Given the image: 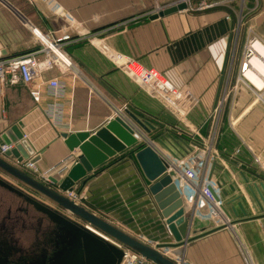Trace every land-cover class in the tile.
Returning a JSON list of instances; mask_svg holds the SVG:
<instances>
[{"label":"crops","instance_id":"crops-1","mask_svg":"<svg viewBox=\"0 0 264 264\" xmlns=\"http://www.w3.org/2000/svg\"><path fill=\"white\" fill-rule=\"evenodd\" d=\"M173 1L0 0L2 59L38 50L45 36L59 34L66 21L51 11L50 3L64 10L68 20L80 27V34L73 28L70 33L75 37L82 35L64 46V53L73 65L70 72L45 70L34 80L33 86L42 93L40 102L34 101L30 87L24 83L6 85L0 91V137L19 124L37 151L46 149L38 164L41 169H48L70 154L74 155V161L80 155L78 149L72 152L68 148L62 134L95 135L118 116L154 140L167 130L185 129L129 71L125 66L128 60L153 69L174 86H187L198 99V105L188 116V124L207 135L218 100L236 81L239 64L232 69L233 52L236 49V61H240L249 38L248 31L244 35L238 33L244 5L249 8L250 25L264 40V0H209L223 4L151 18ZM89 34L98 39L90 41L86 38ZM55 77L66 85L61 99L48 93V81ZM52 103L62 104L64 108L62 121L56 126L46 116V109ZM225 106L218 147L227 159L233 158L235 149L241 148L232 160L241 184L237 180L225 181L223 196L234 221H241L188 243L182 253L178 254V249L162 250L165 256L182 264H264V217L245 220L264 214V174L255 165L251 153L241 147L244 140L256 151H264L260 127L248 130L247 126L249 118H264V103L240 86L235 94L229 92ZM130 113L148 125L150 131L142 130ZM229 118L236 123L241 120L237 133ZM140 150V142L133 143L76 182L73 189L83 193V206L87 210L139 241L152 247L174 243L150 191L155 182L147 178L136 157ZM7 159L14 161L13 157ZM71 167L69 164L61 175L55 174L59 181L68 176ZM4 189L0 185V229L4 227L1 215ZM12 215L9 210L4 216L11 219ZM203 229L209 230L206 221L195 222L190 236L201 234ZM0 245L12 246V241L0 240ZM40 254L34 257L35 264H48L45 254ZM3 255L11 260V255Z\"/></svg>","mask_w":264,"mask_h":264},{"label":"built area","instance_id":"built-area-1","mask_svg":"<svg viewBox=\"0 0 264 264\" xmlns=\"http://www.w3.org/2000/svg\"><path fill=\"white\" fill-rule=\"evenodd\" d=\"M30 1L35 2L36 0ZM179 2H185L187 4L185 10H188L192 0ZM221 4H223L222 1H203L196 10L212 9ZM50 7L51 11L56 16L62 17L66 23L56 37L49 38L45 36L43 38L42 48L7 59L0 58V91L6 85L24 83L30 87V95L34 101L40 102L42 93L39 87L33 86L34 80L40 78L45 70L56 69L64 74L73 69L70 59L64 53V46L80 39L78 37L82 35L75 37L70 33L74 29L73 31L80 34V27H76L68 20V15L64 10L53 4L51 5V3ZM161 10L159 9L156 13ZM227 18L230 19L231 16L228 15ZM86 38H89L90 41L98 39L93 34L92 36L89 34ZM262 49L264 50V40L256 34H250L240 61H236V49L234 50L231 67L233 69L235 64H239V67L235 84L230 91L232 90L235 94L238 88L242 86L254 94L257 101L264 103V56L261 55ZM42 54H44V57H41ZM125 66L148 92L159 99L185 126V129L167 130L155 140L150 139L145 133L137 131L133 127L132 129L134 130V137L140 142V149L148 145L151 146L165 162L166 171L164 175H170L171 183L179 194V199L182 202L181 207L189 221V231L191 232L193 224L199 220L206 221L209 230L222 226L226 228L233 226L234 218L225 204L223 184L227 180L240 181L236 176L232 160L241 152V148L235 149L233 158L227 159L218 147L224 108H226L225 105L230 91H225L226 93L218 100L214 108L210 131L207 135H202L187 121L189 114L198 105V99L187 86H174L158 72L135 61L128 60L125 62ZM47 89L49 95L56 99L63 98L66 93V85L58 77L48 81ZM63 114V105L59 103H52L46 109V116L54 126L61 123ZM229 119L231 127L236 124V120ZM24 138L27 139L28 136L24 134ZM14 147V144L10 146L2 144L0 154L4 155L6 151ZM241 147H245L251 153L254 163L264 174V151H256L250 142L244 140H241ZM74 159V155L70 154L57 165L48 169H41L38 163L30 160L22 162L14 160L13 163L20 170L25 171L45 185L57 189L71 201L83 206L85 196L81 191L75 189L64 191L60 189L59 185H55L51 181L52 178L59 179L55 174L61 175L68 169L69 164L74 165L78 161V156L75 161ZM91 230L96 232L93 229ZM203 232H205V229L202 230ZM105 239L124 251L121 264H139L145 261L140 254L130 248L122 246L107 237Z\"/></svg>","mask_w":264,"mask_h":264},{"label":"water","instance_id":"water-1","mask_svg":"<svg viewBox=\"0 0 264 264\" xmlns=\"http://www.w3.org/2000/svg\"><path fill=\"white\" fill-rule=\"evenodd\" d=\"M186 8L187 4L185 2H179L162 9L151 18L155 19L166 16L183 11ZM129 115L142 130L150 131L148 125L131 113ZM62 137L65 138V142L72 152L75 149L80 151L78 161L72 165L68 176L63 181L55 178L51 179L53 184L59 185L60 189L64 191L73 189L75 183L81 179H85L88 173H91L94 169L108 161L109 158L126 150L133 143L137 142V139L134 137V130L120 116L116 117L95 135L88 133L68 135L64 133ZM2 144L8 146L14 144L15 147L6 151L4 155L0 154V185L19 197L26 199L38 213L46 216L49 222L64 234L65 247L52 254L48 264H121L124 258V251L105 239V237L140 254L145 261L139 264H182L165 256L162 250L178 249L177 253H182L183 247L188 243L226 228L222 226L190 236L189 221L185 217L184 210L181 207L182 202L179 199V194L171 183L172 179L170 175H164L166 171L165 162L149 145L141 148L136 157L147 178L155 182L150 191L161 210L170 235L175 240L174 243H160L155 247L147 245L118 229L85 207L71 201L57 189L45 185L25 171L20 170L13 162L8 161L7 158L13 157V160H18L19 162L30 160L38 163L42 157V153L46 150L37 151L33 144L24 138V132L19 124L13 125L2 134L0 146ZM3 174L8 176L9 179H15L47 198L56 205L57 209H53L45 203L27 196L26 193L15 188L7 179H4ZM259 205L261 207V204ZM239 207L242 213L246 215L247 213L242 203H239ZM233 210L238 218V213L235 209ZM68 215L79 219L81 223L78 224L73 221ZM263 217L264 214L251 218L246 217L245 220ZM240 221L237 219L233 224ZM0 264L13 263L0 252Z\"/></svg>","mask_w":264,"mask_h":264},{"label":"rangeland","instance_id":"rangeland-1","mask_svg":"<svg viewBox=\"0 0 264 264\" xmlns=\"http://www.w3.org/2000/svg\"><path fill=\"white\" fill-rule=\"evenodd\" d=\"M160 2V0H157ZM164 2H168L170 0H162ZM182 0H174L172 5L178 3ZM184 1V0H183ZM203 1H209V0H192V3L190 5L189 9H198L200 7V4ZM163 7V5L161 6ZM166 8V7H165ZM164 9V8H163ZM249 8L244 5V10L242 11L241 21L239 22L238 26V33L239 34H245V32H249L250 34H256L260 38L262 37L261 33L252 25H250L249 16L247 15V10ZM243 37V36H242ZM262 39V38H261ZM263 103V102H262ZM234 120V119H233ZM241 121V120H240ZM240 121L234 125H232V129L234 132H238V125ZM258 121V123H257ZM248 130L252 129L255 130L257 127H260V132L263 135L264 138V118L263 119H255V118H249L248 119ZM256 165V164H255ZM257 166V165H256ZM4 179H7L9 183L13 184L15 188H18L20 191H23L27 194V196H30L34 199H37L41 201L42 203H45L46 205L50 206L53 209H57L56 205L52 203L47 198L43 197L39 193L33 191L32 189L28 188L27 186L23 185L19 181H16L15 179H12L8 176L2 175ZM4 189L3 191V198H2V218H3V224L7 226L8 229H11L12 227L19 228L18 233L14 234L13 232L9 231L8 235H5V232L3 231L2 235H0V239L3 237V239H6L8 237H17L18 245L14 244L12 242V246L0 245V252L3 254L11 255V260L13 264H35L34 257L39 255L41 252L46 253L45 254V263H49V259H51L52 254L54 251L62 250L65 247V238H62L64 234L50 222V225L52 226L50 229L47 228L46 223H49V220L46 216H44L41 213H38L34 207L29 204L26 199H23L22 197H17L14 194L11 195V193ZM11 210L12 211V217L11 219L6 218L4 216L7 214V212ZM70 219L80 224V220L73 216H69ZM45 222L44 226L40 227V223ZM24 225H26L29 229L28 231H23ZM34 228V229H33ZM16 230V229H15ZM12 230V231H15ZM44 230V231H42ZM30 232V233H29ZM45 233V234H44ZM46 240H45V238ZM43 240L44 242L43 244ZM18 246V247H17ZM18 249H20L18 251ZM41 255V254H40Z\"/></svg>","mask_w":264,"mask_h":264},{"label":"flooded vegetation","instance_id":"flooded-vegetation-1","mask_svg":"<svg viewBox=\"0 0 264 264\" xmlns=\"http://www.w3.org/2000/svg\"><path fill=\"white\" fill-rule=\"evenodd\" d=\"M79 220V219H78ZM44 224H45V222H41L39 225H40V227H42V226H44ZM46 225H47V228H51L52 226L50 225V222L49 223H46ZM3 227V226H2ZM45 227V226H44ZM16 229V230H15ZM11 228V229H8L7 228V226H5L4 225V227L2 228V229H0V235H2V233H3V231L5 232V235H8L9 234V231L10 232H13L14 234H17L18 233V229L17 228ZM34 229V228H33ZM52 229V228H51ZM12 230H15V231H12ZM30 231V230H32V229H29L26 225H24V229H23V231ZM16 231H17V233H16ZM42 231H44V230H42ZM30 233V232H29ZM45 234V233H44ZM45 238V237H44ZM62 238H64V236L62 237ZM19 238H17V237H15L14 236V238L13 237H10V239L8 238V237H6V239H3V237L0 239L1 241H3L4 243H7V241H12V242H14V244H16V245H18V240ZM45 240H46V238H45ZM45 240H43V244H44V242H46ZM9 246V245H8ZM18 247V246H17ZM20 249H18V251H19ZM56 251H54L53 252V254L55 253ZM44 254H46V253H44ZM41 255H43V254H41ZM9 261L11 262V263H13L12 262V260H10L9 259Z\"/></svg>","mask_w":264,"mask_h":264},{"label":"bare ground","instance_id":"bare-ground-1","mask_svg":"<svg viewBox=\"0 0 264 264\" xmlns=\"http://www.w3.org/2000/svg\"><path fill=\"white\" fill-rule=\"evenodd\" d=\"M261 55H263V56H264V50H263V49H262Z\"/></svg>","mask_w":264,"mask_h":264}]
</instances>
